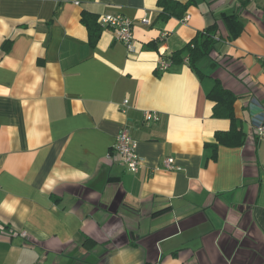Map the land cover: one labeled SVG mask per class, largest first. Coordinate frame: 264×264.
Masks as SVG:
<instances>
[{
    "label": "crops",
    "instance_id": "obj_1",
    "mask_svg": "<svg viewBox=\"0 0 264 264\" xmlns=\"http://www.w3.org/2000/svg\"><path fill=\"white\" fill-rule=\"evenodd\" d=\"M84 13L131 19L134 50L101 24L92 45ZM185 17L158 0H0V264H264V0H196ZM215 24L202 78L172 62ZM215 79L247 135L217 160L206 144L231 122L213 118ZM124 129L136 173L114 151Z\"/></svg>",
    "mask_w": 264,
    "mask_h": 264
},
{
    "label": "trees",
    "instance_id": "obj_2",
    "mask_svg": "<svg viewBox=\"0 0 264 264\" xmlns=\"http://www.w3.org/2000/svg\"><path fill=\"white\" fill-rule=\"evenodd\" d=\"M196 0H189L182 4L174 0H158V5L163 8V13L184 20L187 10L195 4ZM227 29L229 31V38H238L243 29L244 24L239 19L238 15H227L223 17ZM82 23L87 27L92 45H96L99 41L102 28L98 23V19L90 14L84 13ZM218 30V24H215L205 31L198 34L189 44L182 50L177 51L171 57L174 64L182 63L186 58L189 65L196 69L198 75L202 78L201 72L198 71L197 64L203 58L210 56L215 49L214 35ZM213 89L207 94V99L214 103L213 118L229 119L231 128L229 131H218L215 134L216 143L206 144V148L212 149V158L217 160L218 149L220 146L229 148H241L245 145L247 135L242 129V124L237 119L234 111V105L237 100L234 93L223 87L219 80L215 79Z\"/></svg>",
    "mask_w": 264,
    "mask_h": 264
},
{
    "label": "built area",
    "instance_id": "obj_3",
    "mask_svg": "<svg viewBox=\"0 0 264 264\" xmlns=\"http://www.w3.org/2000/svg\"><path fill=\"white\" fill-rule=\"evenodd\" d=\"M78 4V2H77ZM189 17H186V21ZM101 26L112 28L115 30L116 38L118 41L124 43L129 51L134 50V25L131 19L124 15H104L99 18ZM261 61L264 67V56ZM186 61L188 59L186 58ZM171 62L162 60L158 63V71L166 72L171 67ZM128 100L124 102V107L127 108ZM146 122H158L159 116L153 113L145 114ZM256 136L260 139L264 138V125L258 126L255 130ZM115 153L122 159L124 165L130 172L136 173L143 169V159L137 151V142L133 139L127 129L122 130L116 138L114 145ZM165 166L169 170L174 169V159L169 158L165 161ZM24 236H27L25 233Z\"/></svg>",
    "mask_w": 264,
    "mask_h": 264
}]
</instances>
